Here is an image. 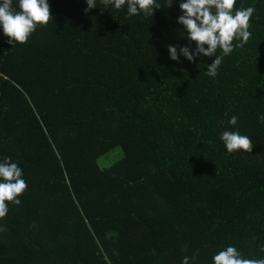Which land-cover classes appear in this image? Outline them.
<instances>
[{
  "label": "trees",
  "instance_id": "obj_1",
  "mask_svg": "<svg viewBox=\"0 0 264 264\" xmlns=\"http://www.w3.org/2000/svg\"><path fill=\"white\" fill-rule=\"evenodd\" d=\"M181 2L129 16L127 3L48 0L52 19L14 48L0 26V162L27 184L6 202L0 264H214L228 246L264 259V0H236L233 15L255 8L251 35L215 77L219 48L169 58L196 47ZM225 131L251 153H228Z\"/></svg>",
  "mask_w": 264,
  "mask_h": 264
},
{
  "label": "clouds",
  "instance_id": "obj_2",
  "mask_svg": "<svg viewBox=\"0 0 264 264\" xmlns=\"http://www.w3.org/2000/svg\"><path fill=\"white\" fill-rule=\"evenodd\" d=\"M12 0H3L0 5V26H2L8 43L13 45H23L27 43L31 34L36 30L37 25L46 26L51 17L50 5L48 0H19L21 11L14 12L11 8ZM87 8L85 12L96 8L95 0H86ZM105 8L109 5L119 10L127 3L129 16L154 15V10L160 9L161 5L156 0H102ZM174 3V0H168V8ZM236 0H184L179 4L183 13L179 16L177 23L183 26L187 32L189 42H195V51L189 46L179 49L169 45L167 50L169 58L178 61L179 56H183L189 62H194L197 56L205 57L215 56L217 49H221L223 55L215 56L214 62L207 67L206 75L215 77L218 74V68L221 65L224 56L233 51V40L242 37V43L235 47H243L244 43L250 38L248 31L249 20L255 12L254 7L240 9L232 14ZM213 9L215 11H213ZM207 46V48H205ZM261 123H264V114L259 116ZM230 125L237 124V117L232 116L229 120ZM221 140L223 141L228 153L237 150H243L245 153H251L253 144L249 137L241 135L238 131H225ZM22 169L17 163L11 162L10 158L5 157L0 162V220L8 213V203L20 205V197L27 189V184L22 179ZM5 229L0 228V231ZM264 251V248H261ZM214 264H264V259H246L233 246L219 251L213 256ZM182 264H190V258L185 256Z\"/></svg>",
  "mask_w": 264,
  "mask_h": 264
},
{
  "label": "rangeland",
  "instance_id": "obj_3",
  "mask_svg": "<svg viewBox=\"0 0 264 264\" xmlns=\"http://www.w3.org/2000/svg\"><path fill=\"white\" fill-rule=\"evenodd\" d=\"M123 155V152L120 148H116L114 151L109 152L107 155L103 156L101 159H99V165L103 167H107L109 165V162H111L113 159L118 160Z\"/></svg>",
  "mask_w": 264,
  "mask_h": 264
}]
</instances>
